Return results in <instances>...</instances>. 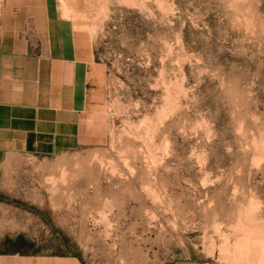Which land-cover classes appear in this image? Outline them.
Listing matches in <instances>:
<instances>
[{
  "label": "rangeland",
  "instance_id": "374dc122",
  "mask_svg": "<svg viewBox=\"0 0 264 264\" xmlns=\"http://www.w3.org/2000/svg\"><path fill=\"white\" fill-rule=\"evenodd\" d=\"M58 3L105 101L77 149L0 167V252L264 264V0Z\"/></svg>",
  "mask_w": 264,
  "mask_h": 264
},
{
  "label": "crops",
  "instance_id": "0c3cea01",
  "mask_svg": "<svg viewBox=\"0 0 264 264\" xmlns=\"http://www.w3.org/2000/svg\"><path fill=\"white\" fill-rule=\"evenodd\" d=\"M0 30V167L19 152L77 149L83 117L101 109L106 93L90 32L58 0H4ZM0 264L84 263L70 254L3 251Z\"/></svg>",
  "mask_w": 264,
  "mask_h": 264
}]
</instances>
